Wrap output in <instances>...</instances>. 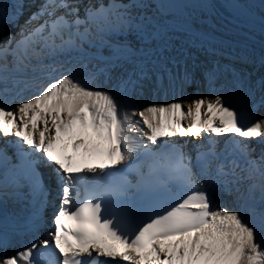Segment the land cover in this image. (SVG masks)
<instances>
[{
  "label": "snow or ice",
  "instance_id": "snow-or-ice-1",
  "mask_svg": "<svg viewBox=\"0 0 264 264\" xmlns=\"http://www.w3.org/2000/svg\"><path fill=\"white\" fill-rule=\"evenodd\" d=\"M122 7L116 0L107 8L89 5L82 21L79 9L70 0H43L26 21V25L36 22L35 27H22L16 35L0 39V137L18 138L9 143L15 146L21 160L13 183L18 185L23 179L33 197L44 204L48 188L37 171L43 162L53 169L60 196L52 221L54 231L48 234L51 240L32 241L9 255L6 236L0 233V264H264V150L254 157L255 150L236 139L258 138L264 144V119L248 123V105L251 102L255 107L257 102H253L252 92L241 81L233 83L238 106L215 95L213 99L194 100L187 111L175 100L149 104L140 110H123L121 101L135 95L147 82L143 67L118 78L107 91L70 74L52 78L51 72L56 69L51 66L50 82L29 98L22 97L26 82L13 79L12 88L8 87L5 73L9 55L19 71L32 57L58 51L68 43L64 33L74 26L78 30L82 23L107 22L115 15L143 38L148 25L141 22L137 26L130 18L125 19L130 13L126 8L121 11ZM62 9L63 14L58 15ZM3 23L0 17V25ZM94 75L89 73V78ZM21 83L25 88L16 92L19 102H10L7 93ZM153 86L165 87L159 80ZM258 103L264 107V97ZM205 104L207 120L201 112ZM189 117L192 122L185 127L182 121ZM130 132H139L159 150L141 145ZM202 132L227 137V146L218 152L212 141L207 146L195 145V164L182 145L161 139L177 134L200 137ZM23 145H28L29 150ZM140 149L148 173H141L138 191L147 197L157 182H175L184 193L162 211H151L148 200L143 204H105V200L123 197L129 187L127 182L112 179L116 174L112 169L118 165L121 168L117 171L133 168L132 161ZM37 154L40 160L35 158ZM235 154L239 159H232L226 171L229 156ZM5 156L0 149V158ZM93 161L92 166H85ZM229 176L234 179L228 184L237 193L239 185L253 181L247 185L251 205L245 202L238 210L216 206L205 183L199 182L206 178L223 184ZM257 189L261 193L258 199L252 196ZM41 219L37 209L28 230L34 234ZM70 220L82 227L73 229L68 224Z\"/></svg>",
  "mask_w": 264,
  "mask_h": 264
},
{
  "label": "bare ground",
  "instance_id": "bare-ground-1",
  "mask_svg": "<svg viewBox=\"0 0 264 264\" xmlns=\"http://www.w3.org/2000/svg\"><path fill=\"white\" fill-rule=\"evenodd\" d=\"M15 1H19L24 10L33 3L35 6L38 5V0ZM237 1L248 11L264 19V0ZM17 12H19L17 19L14 20H10L6 15ZM22 13L12 0H0V17L4 18V23L0 25V39L16 35L12 28L24 17ZM129 13L130 17L126 16L125 19L130 18L137 26L141 22L148 25L143 38L140 32L130 30L126 24H122L117 16L107 22L82 24L75 41L64 38L68 43L61 45L58 51L32 57L21 65L19 71L14 66L13 57L9 55L5 73L8 87L12 88L13 79L26 82L27 90L23 91L22 97L29 98L36 94L41 85L46 86L50 82L51 66L56 69L55 72H51L52 78L70 74L77 80L87 81L93 88L107 91L113 88L118 78L137 73L143 67L147 74V82L135 95L121 101L123 110L131 111L133 108L140 110L149 104L159 105L175 100L181 102L187 111V107L194 100L213 99L215 95H222L233 106H238L233 83L239 80L252 92L253 102H257L255 107L251 102L248 105L251 116L248 123L264 119V107L258 103L264 97V87L261 86V82L264 81V32L241 26L225 18L209 0H164L160 4L141 0L137 8ZM22 27L25 25L22 24ZM89 73H94V78H89ZM157 80L165 87L162 89L154 87ZM24 88L25 83L19 84L18 88L7 93L6 98L10 102L15 99L18 103L16 92ZM11 106L15 107V103H11ZM206 111L205 104L201 112L204 114ZM202 118L207 120L209 116L204 114ZM191 122L189 117L182 121V124L187 127ZM129 135L141 145L150 143L139 132H130ZM217 138L218 136L211 133L202 132L200 137L191 135L181 137L177 134L161 139H171L180 145H186V152L192 156L195 164V145L207 146L212 141L218 152L225 149L227 137H220V143H216ZM236 139L243 140L250 147L255 141L258 149L257 154L253 152L254 157L264 150V144L259 143L258 138ZM232 159L238 160L239 155L229 156L226 171L232 166ZM193 170L196 171L195 168ZM3 178L8 179V173L3 174ZM233 179L229 176L223 184H214L206 178H200L199 182L205 183L216 206L238 210L245 202L251 205L247 185L253 181L239 185L240 192L237 193L234 186L228 184V181ZM4 183H0V233L6 236L7 253L11 255L32 241L39 242L41 238L51 240L48 234L54 231L52 216L53 211L58 210V203L50 201L47 196V201L39 209L42 218L39 226L46 221L43 226L44 232L40 235L37 229L33 234L27 228L33 215L28 219L22 217L12 207L11 201L7 203L14 217L4 215L3 207H6L4 198L7 197L4 192L10 190L8 195L14 194V189L9 183ZM255 183L259 181L256 180ZM162 185L166 190L181 191L175 182ZM240 195L243 196V200H238ZM260 195L258 189L252 194L256 199ZM49 206L51 210L45 209ZM42 213L45 215L42 216ZM247 215L245 213L246 218Z\"/></svg>",
  "mask_w": 264,
  "mask_h": 264
},
{
  "label": "rangeland",
  "instance_id": "rangeland-1",
  "mask_svg": "<svg viewBox=\"0 0 264 264\" xmlns=\"http://www.w3.org/2000/svg\"><path fill=\"white\" fill-rule=\"evenodd\" d=\"M19 2V1H18ZM19 5H20V9H23V6L21 5V3L19 2ZM19 8V7H18ZM24 10V9H23ZM20 11V10H19ZM18 13L19 12H17V13H15V14H13V13H6V15H7V17L8 18H10V20H14V19H17V15H18ZM19 18V17H18ZM21 26H22V24H21V21H20V23L19 24H16V25H14V28H12V30L15 32V34H17L18 32H19V30L21 29ZM9 27H11V25H9ZM8 27V28H9ZM61 61V60H60ZM9 93V92H8ZM217 141H218V143H219V140L217 139ZM258 144L254 141V144H252L251 145V147H252V149H254L255 151H254V154H255V152H256V154H257V149H258V146H257ZM42 240V239H41ZM40 240V241H41Z\"/></svg>",
  "mask_w": 264,
  "mask_h": 264
}]
</instances>
